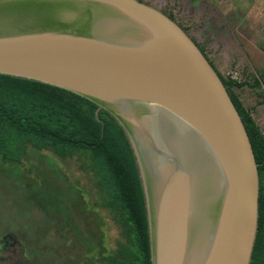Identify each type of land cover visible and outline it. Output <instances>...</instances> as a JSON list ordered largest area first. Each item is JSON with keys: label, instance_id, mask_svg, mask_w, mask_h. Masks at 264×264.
<instances>
[{"label": "water", "instance_id": "1", "mask_svg": "<svg viewBox=\"0 0 264 264\" xmlns=\"http://www.w3.org/2000/svg\"><path fill=\"white\" fill-rule=\"evenodd\" d=\"M0 74L60 87L124 129L151 264H250L259 174L205 52L142 0H0Z\"/></svg>", "mask_w": 264, "mask_h": 264}, {"label": "trees", "instance_id": "2", "mask_svg": "<svg viewBox=\"0 0 264 264\" xmlns=\"http://www.w3.org/2000/svg\"><path fill=\"white\" fill-rule=\"evenodd\" d=\"M219 74L243 120L257 162L259 216L250 264H264V135L235 91L247 86L262 92V78L251 74L241 80L227 79ZM96 109L94 102L66 89L0 74V159L18 165L30 149L48 151L51 166L69 190L66 196L77 192L81 197L92 196L85 205L105 211L115 229L108 249L102 243L103 233L97 231L87 212L60 216L69 241L66 264H88L99 257V252L104 253L102 258L108 264H151L143 191L131 145L116 119L104 109L96 117ZM55 158L67 168L73 164L86 185H80L74 173L59 168ZM41 186L42 194L43 189L55 188L56 184L52 182L49 187L42 182ZM67 200L72 211L73 199ZM11 237L0 236V255L13 241ZM8 259L5 257V262Z\"/></svg>", "mask_w": 264, "mask_h": 264}, {"label": "rangeland", "instance_id": "3", "mask_svg": "<svg viewBox=\"0 0 264 264\" xmlns=\"http://www.w3.org/2000/svg\"><path fill=\"white\" fill-rule=\"evenodd\" d=\"M160 1L167 2L170 6L175 0ZM160 1L156 3L159 6L162 5ZM186 1L178 0L181 3ZM195 1L196 5H186L187 11L192 13L190 18L193 19L188 21L191 24L188 30L196 37L220 73L223 76L231 73L237 76L239 71L243 74L257 73L260 62L253 64L252 57L259 52L255 36L259 33L264 35L263 0ZM257 7L261 13L256 17L258 22H255L261 30L252 31L253 14L257 13ZM185 23L188 24L187 21ZM239 91L246 108L256 103L247 87ZM260 107L264 105H256L250 113L264 135V108ZM49 155L48 151L30 149L22 164L5 163L0 159V236L7 234L13 239L5 254L0 255V264H31L28 260L33 264H66L65 248L69 241L65 222L60 219L66 212L77 215L87 212L97 231L103 233L102 243L106 249L112 244L115 229L105 211L93 208L91 204L89 207L85 205L87 199L90 203L92 196L85 197L82 194L81 197L77 192L68 198L66 195L69 190L56 175L53 169L55 167L51 166L48 159ZM54 160L63 171L70 172V175L74 173L73 176L80 185H86L83 174L73 164H69L67 168V164H62L58 158ZM42 182L49 187L54 182L56 187L51 186L52 189L47 191L43 189L41 194L39 189L43 186ZM67 199H73L72 211L67 208ZM23 249L25 255H22ZM103 255L104 253L99 252V257L93 258L88 264H108L103 260ZM5 257L9 261L5 262Z\"/></svg>", "mask_w": 264, "mask_h": 264}, {"label": "crops", "instance_id": "4", "mask_svg": "<svg viewBox=\"0 0 264 264\" xmlns=\"http://www.w3.org/2000/svg\"><path fill=\"white\" fill-rule=\"evenodd\" d=\"M263 2H264V0H263ZM256 5L258 6V4H255V6ZM252 6H254V3L252 4ZM257 10H258L257 13L256 14L255 13L253 14V17L254 18L252 19V25L254 27H252V31H254V30H257V31L258 30H261L258 26H256L257 25V22H258L257 19H256V17H258L260 15V13H261V10H260L259 7H257ZM242 21H244L243 14H242ZM255 21H257V22H255ZM253 22H254V24H253ZM255 37H257V39H258L257 40V45L259 46L258 47L259 52L252 57V60H253V64H255V63L257 64V63L260 62V64L257 65L259 71L257 73L256 72H252V73H249L248 72L249 74H243L242 72L239 71L237 73V78H233V79H238V80L245 79L246 77L248 78V76H250L252 74L254 76H257V77L262 78L261 85H262V88L264 89V35L261 34V33H259ZM213 64H214V62H213ZM214 66H215V64H214ZM215 68H216V66H215ZM216 69H217L218 72H220V70L218 68H216ZM224 77L227 78V79L230 78L229 75L224 76ZM244 87H247V86H244ZM242 88L243 87L238 88L237 93L239 95L240 100L243 103V99L241 97L242 94L239 91ZM247 88L250 91V93L254 96L253 98H255V100H256V103L255 104H252L251 106H249L247 108L251 111V110H254V108H256V105L257 106L264 105V91L261 92L259 89H253V88H249V87H247ZM260 108H264V107H260Z\"/></svg>", "mask_w": 264, "mask_h": 264}, {"label": "flooded vegetation", "instance_id": "5", "mask_svg": "<svg viewBox=\"0 0 264 264\" xmlns=\"http://www.w3.org/2000/svg\"><path fill=\"white\" fill-rule=\"evenodd\" d=\"M142 1L155 5L165 14L175 19L189 33V35L195 40V42L199 45V47L204 51L203 47L199 44L196 37L193 36L188 30V28H191V24L188 23V21L193 20V19L190 18L192 13L190 11L189 12L187 11L186 5L188 4L196 5L195 0H187L185 3L183 2L181 3V2H178V0H175L174 2L171 3L170 6H169V3L167 2L164 3V1H160V0H142ZM159 1H160V4H162L163 6L157 5ZM197 14L200 15L199 13ZM186 21L188 24L185 23ZM197 27L199 28V25ZM205 54L207 55L206 52ZM207 57L209 58L210 61H212L208 55ZM0 241H2V239ZM2 249H3V245H0V251H2Z\"/></svg>", "mask_w": 264, "mask_h": 264}, {"label": "built area", "instance_id": "6", "mask_svg": "<svg viewBox=\"0 0 264 264\" xmlns=\"http://www.w3.org/2000/svg\"><path fill=\"white\" fill-rule=\"evenodd\" d=\"M230 78H237V76H235L234 74H228Z\"/></svg>", "mask_w": 264, "mask_h": 264}]
</instances>
